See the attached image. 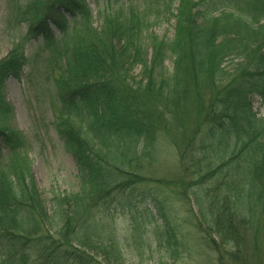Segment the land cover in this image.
Returning <instances> with one entry per match:
<instances>
[{"label": "trees", "instance_id": "trees-1", "mask_svg": "<svg viewBox=\"0 0 264 264\" xmlns=\"http://www.w3.org/2000/svg\"><path fill=\"white\" fill-rule=\"evenodd\" d=\"M85 1L16 9L24 41L41 38L46 51L54 127L79 186L49 214L24 139L3 127L0 92V264H98L99 253L125 264L108 205L154 181L148 166L162 144L180 173L156 183L193 203L216 263L264 264V118L251 104L264 107V0H177L175 14L157 0L142 11L114 0L121 8L98 29ZM153 6L174 20L170 40L149 34ZM22 46L0 59V90L26 64ZM145 225L131 234L150 244Z\"/></svg>", "mask_w": 264, "mask_h": 264}, {"label": "rangeland", "instance_id": "rangeland-1", "mask_svg": "<svg viewBox=\"0 0 264 264\" xmlns=\"http://www.w3.org/2000/svg\"><path fill=\"white\" fill-rule=\"evenodd\" d=\"M28 1L0 0V59L20 42L23 43V55L26 59L19 77L6 79L0 90L3 103L9 110L3 127L24 139V152L32 177L49 214L54 215L55 205L52 200L77 192L79 181L73 160L65 152L54 127L52 105L56 103V97L42 40L37 38L24 41L27 27L15 19L16 9ZM155 1L131 0L128 7L142 11ZM157 1L161 8L167 4L171 13L175 14L177 0ZM85 5L91 11V22L97 29L102 25L105 15L117 13L121 8L114 0H86ZM156 8L152 7L153 10ZM153 10L148 13L151 20L149 34L160 40H170L174 33V20L169 17L166 21L161 15L159 16L162 18H157L155 14L160 13L161 9H156L155 12ZM51 30L57 37L56 29L52 27ZM164 67L171 72L172 61L167 60ZM137 74L138 69L132 76ZM251 104L256 117L264 118V107L259 99L254 97ZM1 149L5 154L4 148ZM159 149L161 152L157 155L158 160L148 166V176L154 181L137 186L131 191L117 192L115 201L108 205L114 218L124 263L217 264L216 255L200 240L195 227L197 216L193 203L171 195L167 188L156 183L166 178L174 180V176L180 173L171 156L172 149L163 144ZM139 220L145 221L144 230L147 237H150V244L132 237L131 231ZM95 255L94 259L98 264H107L102 254Z\"/></svg>", "mask_w": 264, "mask_h": 264}]
</instances>
